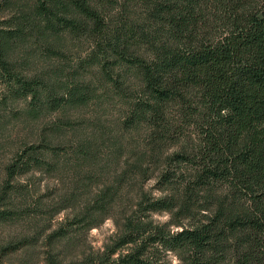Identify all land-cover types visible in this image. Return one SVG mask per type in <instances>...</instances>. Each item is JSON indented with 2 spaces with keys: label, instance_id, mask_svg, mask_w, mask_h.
Here are the masks:
<instances>
[{
  "label": "trees",
  "instance_id": "16d2710c",
  "mask_svg": "<svg viewBox=\"0 0 264 264\" xmlns=\"http://www.w3.org/2000/svg\"><path fill=\"white\" fill-rule=\"evenodd\" d=\"M145 6L148 28L110 25L98 0H23L0 26V113L21 98L31 117L84 108L102 92L121 104L114 129L76 143L86 163L102 145L107 180L74 220L116 226L79 264H173L170 253L179 264H264V0ZM27 36L53 51L65 39L89 47L63 83L48 81L17 62ZM58 129L5 163L0 221L23 210L6 200L23 185L16 175L53 166L70 140ZM164 211L165 221L152 216ZM45 264L56 261L48 254Z\"/></svg>",
  "mask_w": 264,
  "mask_h": 264
},
{
  "label": "rangeland",
  "instance_id": "374dc122",
  "mask_svg": "<svg viewBox=\"0 0 264 264\" xmlns=\"http://www.w3.org/2000/svg\"><path fill=\"white\" fill-rule=\"evenodd\" d=\"M9 1L13 3L0 7V26L9 24L10 16L18 15L21 10L23 0ZM98 1L104 20L110 25L141 24L148 28L145 0ZM63 43V49L53 51L43 44H33L28 37L18 47L17 62L23 64L24 73H37L44 80L64 75L57 80L63 83L65 74L77 68L79 60L85 57L89 42L65 39ZM84 70L78 68L80 72ZM24 104V99H16L6 112L0 113V185L5 163L27 141L37 140L51 127L59 128L58 132L70 140L55 148L53 166H31L16 175V180L23 185L18 192L14 191L18 195H9L6 200L13 197L14 204H23V210L0 221V264H45L48 254L54 257L56 264H79L85 254L102 249L116 226L112 218L88 229L74 220L84 201L107 180L102 145H93L95 159L86 163L80 158L76 143L84 141L85 137H97L98 130L114 129L121 104L107 99L102 92L84 108L40 112L36 117L25 114ZM145 186L157 193L153 179ZM152 216L158 221L169 218L165 211L154 212ZM168 256L173 264H179L173 253Z\"/></svg>",
  "mask_w": 264,
  "mask_h": 264
}]
</instances>
